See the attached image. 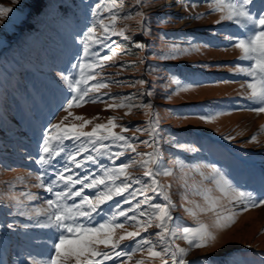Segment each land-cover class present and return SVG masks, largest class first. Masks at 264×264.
<instances>
[{"label": "rangeland", "instance_id": "1", "mask_svg": "<svg viewBox=\"0 0 264 264\" xmlns=\"http://www.w3.org/2000/svg\"><path fill=\"white\" fill-rule=\"evenodd\" d=\"M42 2L45 3V9L35 17L37 5ZM96 2L97 0H0V8L12 9L0 17V264H30L32 259L43 261L50 255L46 241L49 238L55 239V231L31 227L26 229L24 225H30L32 221L27 216L13 214L15 208L5 205L14 204L11 198L19 196L20 192H31L38 199L29 201L19 197L27 205V210L46 207L44 201L50 194L33 186L38 183L36 176L40 174V166L28 160L27 155H36L39 137L49 121L59 122L67 116L60 106L70 93L59 80L57 72L67 74L71 70V64L81 54L82 45L75 37L90 25L91 7ZM123 2L125 11H135V0ZM144 3L148 7L141 11L147 15L149 34H141L138 17L117 22V30L125 29V35L130 40L112 36L108 42L116 50V55L111 61L105 62L106 66L102 70H98L97 79L108 83L107 88L95 93L103 97V100L71 109L73 116L65 121L68 125L81 123L74 120L75 116L92 120V124L84 129L91 131L94 124H106L108 118L113 117L115 123L129 129L121 133L120 127H117L114 129L116 133L129 139L135 138L136 152L125 151L123 156L115 160V165L108 159L110 153L103 156L92 153L98 163L85 162L83 169L72 166L71 174L83 175L87 171L89 174L102 175L103 168L119 166L130 159L140 160V154L150 153L152 147L143 143L152 139L148 131L149 116L145 115L149 110L133 107L129 112L128 108H108L107 105L119 104L118 99L111 97L120 96L131 97L130 101H125L126 104L151 103L152 111L159 115V129L163 136L159 142L160 164L163 169L173 172L172 176L158 175L156 179L162 186L169 188V194L176 205L172 213L175 225L195 227L197 220L184 210L191 205L181 198L184 191L183 172L188 173L189 182H199L200 172L208 174L211 171L204 166L213 165L226 173L242 190L259 193L262 189L264 132H261V128L264 127V113L257 114L249 110L254 107L246 99V85L250 78L236 71V66L246 68L249 62L239 59V50L228 46L229 41L224 39L226 34L244 38L247 33L228 22L217 24L218 15L210 13L207 0H200L195 9H186L178 0H144ZM250 8L254 12L251 6ZM197 13L204 15L201 19H193L192 16ZM161 18H165L166 22L161 23ZM62 19H65V26L61 28L59 22ZM48 27L60 29L69 43L63 44L68 56H59L60 40L56 34H50ZM30 29H33L32 33H28ZM189 40L198 47V51L193 49L175 59H161V55L171 45L191 47ZM134 43H143L146 47L141 50L135 48ZM104 54L111 55L107 47L101 49V55ZM28 59L32 61L30 65L25 64ZM121 65L124 67H120ZM22 69L29 73L19 74ZM31 74L36 77L34 81L30 80ZM139 80H144L145 84L136 83ZM174 80H179L180 85ZM182 86L187 90L179 91ZM148 91L153 94L148 96ZM173 112L219 115L213 121L204 122L196 118L178 119L171 114ZM94 117L98 119H93ZM253 135L257 137V142H250ZM173 137L182 143L198 147L200 151L193 153L175 147ZM67 143L70 149H75V145ZM110 151L124 150L112 146ZM86 155L88 153H83L77 159L83 160ZM127 172L151 184L150 178L143 175V169L139 165L133 164ZM18 178H23V182ZM50 178L52 177H46ZM10 184L15 186L10 188ZM204 184L212 187L209 181H204ZM145 186L133 184L129 191L143 189ZM95 191L85 189V193L90 196ZM147 195L154 196L150 191ZM137 199L143 200L144 196L138 194ZM189 199L203 203L200 197L189 195ZM132 203L134 205L135 200ZM150 203L165 202L162 197H155ZM117 205L123 209L130 207L123 203V197H114L101 206L103 212L97 217V221L107 218L117 210ZM143 207L148 212L152 211L147 204ZM225 209L237 212L234 222L222 229L213 228L216 240L211 246L207 249H192L185 259L194 264L207 254V264H264V207L244 211L239 204L233 206L225 202ZM225 214L230 213L225 211ZM198 220L212 225L214 216L211 213L201 214ZM131 223L133 222H126V226ZM8 224L14 227L9 229ZM128 230L134 229L129 227ZM157 231L159 230L153 226L141 235L148 236ZM119 234L120 232L117 233ZM152 238L155 239V236L152 235ZM176 245L187 247L182 239H177ZM131 246L133 242L128 240L121 245L126 249ZM104 250L101 246V251ZM144 258L137 253L132 264ZM145 264L160 262L146 260Z\"/></svg>", "mask_w": 264, "mask_h": 264}, {"label": "snow or ice", "instance_id": "2", "mask_svg": "<svg viewBox=\"0 0 264 264\" xmlns=\"http://www.w3.org/2000/svg\"><path fill=\"white\" fill-rule=\"evenodd\" d=\"M17 2V0H13ZM187 9L199 6L200 0H178ZM164 5H161L163 7ZM210 13L217 14V24L228 22L239 29L246 30L244 38L226 34L224 39L229 41L230 47L238 49L239 59L248 61V67L236 66V71L250 78L246 85V99L250 108L257 114L264 113V2L256 6L255 0H207ZM250 6L256 7L253 12ZM148 5L144 0H135V11H125L123 0H97L91 7L92 21L83 33L76 34V41L82 45L81 54L76 58V62L71 64V70L66 74L58 71L57 76L70 93L61 103V110L67 113L59 122L49 121L43 127L36 146V155L29 153L27 159L34 161L40 166V174L36 176L37 184L33 185L43 189L50 194L44 201L46 207H38L31 211L27 210V205L19 197L32 201L38 197L31 192H20L19 196L12 197L14 204L5 205L14 207L13 214L27 216L32 224L24 225L36 229L54 230L55 239L49 238L46 243L50 249V255L46 260L35 261L30 264H105L112 261L113 264H132L133 257L139 253L141 260H136L135 264H145V261H156L160 264H190L185 258L192 249H207L216 240L212 229H222L234 222L236 211L225 209V202L235 206L239 204L244 211L249 208L264 207V178H262V189L259 193L245 191L234 184V182L221 169L213 165H205L210 168L208 174L200 172L201 180L189 182L188 173L183 172L182 200L186 201L190 207H185V212L193 219L197 220L195 227H179L174 223L172 213L176 209L169 188L162 186L156 179L158 175L172 176L170 169H163L160 164L159 142L163 139L162 130L159 129V115L152 111L151 103L144 105H133L125 103L131 97L120 96L111 97L120 101L117 105L108 104V108L119 107L128 108L129 112L133 107L147 108L149 112L148 131L152 137L151 141H143L152 147L150 153L140 154V160L130 159L122 162L119 166L106 167L102 169V175L89 174L85 171L83 175L79 173L73 175L72 166L76 169H83L85 162L98 163L95 153L103 156L110 153L108 159L115 165V160L125 154V151L136 152L135 138L116 133L115 128L120 127L121 133L129 131L128 128L115 123V118L110 117L107 123H96L91 131L84 129L92 124V120L75 116L74 120L81 121L79 124H65L69 117L73 116L71 109L82 107L85 103H96L103 100V97L95 95L101 89L107 88L108 83L98 80V70H102L116 55V50L111 47L112 36H120L125 40L130 37L125 35V29L117 30L118 21H126L138 17V27L142 35H148L150 27L146 13L142 8ZM11 8H0V17L11 12ZM203 13L192 16L193 19H201ZM161 23H165V18H161ZM191 47L181 48L178 45H171L166 53L161 55V59H175L179 55L187 54L191 50H199L198 47L188 41ZM107 47L111 55H101V49ZM134 47L143 50L146 45L134 43ZM95 58V59H93ZM120 67H124L121 65ZM78 72V74H74ZM95 81V83H90ZM180 85L179 80H174ZM136 83L144 85V80ZM244 85H242V88ZM186 87H180L179 91H186ZM151 96L153 93H146ZM126 115L129 113H125ZM178 119L196 118L204 122L216 119L219 113L184 114L171 113ZM93 119H98L94 117ZM140 131V129H137ZM264 132V127L261 128ZM227 138V137H226ZM174 146L189 152H198L200 149L192 144L182 143L173 137ZM67 142L75 145V149H70ZM250 142H257V137L253 135ZM124 151H110L111 147ZM83 153H88L83 160L77 159ZM60 158L59 160L57 158ZM60 167H57V165ZM133 164L139 165L143 169V175L150 178L151 184L142 181L140 177H133L128 174L127 169ZM51 170V171H50ZM68 173V174H66ZM31 175V173H29ZM46 177H52L46 179ZM123 178V179H122ZM23 182V178H18ZM119 181V183H117ZM209 181L212 187L204 184ZM133 184H145L143 189H133ZM77 185L80 187L77 188ZM10 184L9 187H14ZM85 189H95L94 195L85 193ZM152 192L153 197L147 195ZM127 193V195H125ZM143 195L144 199H137V195ZM200 197L203 203L189 199ZM54 197V198H52ZM114 197H123V203L130 205L128 209L120 208L111 212L107 218L97 221V217L103 212L102 205L112 201ZM155 197H162L165 203H150ZM77 198L79 200L77 201ZM133 200L135 204L133 205ZM72 201V203H68ZM147 204L152 209L151 212L145 210L143 205ZM225 211L230 214H225ZM129 213H132L129 215ZM213 214L212 225L199 222L201 214ZM123 218V219H121ZM131 221L133 223L127 224ZM155 226L159 231L148 236L150 228ZM12 229L14 226L8 224ZM131 227L134 230L129 231ZM120 232L119 235L117 233ZM155 236V239L152 238ZM139 238V239H138ZM182 239L187 247H179L176 240ZM125 240L132 241L133 246L122 248ZM39 242V241H38ZM103 246L104 251H101ZM146 254V255H145ZM194 264H207V254L202 260H197Z\"/></svg>", "mask_w": 264, "mask_h": 264}, {"label": "trees", "instance_id": "3", "mask_svg": "<svg viewBox=\"0 0 264 264\" xmlns=\"http://www.w3.org/2000/svg\"><path fill=\"white\" fill-rule=\"evenodd\" d=\"M261 2H264V0H255V3H256V6H258ZM252 8H253V10L254 11H256V7H253V6H251ZM37 8L38 9H36V12L34 13V15H35V17L38 15V14H41L42 12H43V10L45 9V3L44 2H42V3H40L39 5H37ZM35 10V9H34ZM62 22H59V24H60V26H61V28L62 27H64L65 25H64V23H65V19H62L61 20ZM48 29H49V31L51 32L50 34H56L58 37V39L60 40V44H58V46H59V48H61V51H60V53H59V56L60 57H62V54H64V55H69L67 52H66V49H65V47H64V43H67L68 45H69V43H68V41L66 40V38L65 37H63V34L62 33H60V29L59 30H57V29H54V28H52V27H48ZM32 31H33V29H30L29 31H28V33H32ZM49 36V35H48ZM51 40H53V39H51ZM52 42H54V40L52 41ZM62 50H63V52H62ZM78 54V53H77ZM31 55H28V57H30ZM24 61V60H23ZM72 61V60H71ZM70 61V62H71ZM32 61L30 60V59H28V60H26V63H25V61H24V63L25 64H27V65H30V63H31ZM70 63H68V65H69ZM26 73H29L28 71H26L25 69H22L21 71H19V74H26ZM36 77H34L32 74H31V77H30V80L31 81H34V79H35Z\"/></svg>", "mask_w": 264, "mask_h": 264}]
</instances>
